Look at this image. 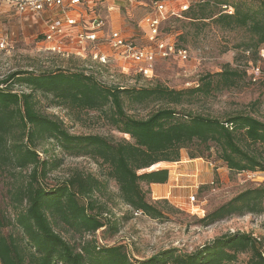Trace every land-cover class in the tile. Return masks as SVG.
<instances>
[{"label":"trees","instance_id":"obj_1","mask_svg":"<svg viewBox=\"0 0 264 264\" xmlns=\"http://www.w3.org/2000/svg\"><path fill=\"white\" fill-rule=\"evenodd\" d=\"M159 1L165 0H153ZM192 3L183 16L212 20L225 30H247L253 41L248 53L254 49L258 55L264 47L263 0H201L198 10ZM223 6H231L234 13H225ZM245 76L246 71L226 66L185 90L162 84L107 85L96 74L62 67L0 78V179L6 181L8 200L0 211V264H238L241 255H248L247 264H264V245L251 233H228L192 253L169 249L144 260L135 259L125 246H102L96 238L104 228L113 235L119 232L108 206L111 181L131 214L165 218L162 204L171 206L151 201L150 187L168 183L169 170L156 167L179 162L184 150L192 160L216 150L218 159L237 174L264 172V121L252 113L222 120L184 108L237 87ZM38 95L71 113L102 112L130 140L74 135L62 120L42 111ZM149 104L159 107L145 119L128 114L127 107ZM65 157L94 160L106 168L104 179L76 170L51 185V175ZM262 215L264 185L241 192L200 223L210 227L234 217Z\"/></svg>","mask_w":264,"mask_h":264},{"label":"rangeland","instance_id":"obj_2","mask_svg":"<svg viewBox=\"0 0 264 264\" xmlns=\"http://www.w3.org/2000/svg\"><path fill=\"white\" fill-rule=\"evenodd\" d=\"M200 1L166 0L164 19L161 23V39L175 41L179 46L188 49L191 57L187 62L176 57L159 58L154 78L151 80L138 73V66L135 63L121 61L109 46L97 47L109 56L107 65L93 59L88 53L84 57L74 55L69 58L51 53L45 49L40 26L34 25L31 29L27 26L23 27L22 22H25V17L21 18L23 16L19 17V15L7 16L4 18L9 19L0 20L1 31L7 32L12 42L8 51H0V78L17 71L48 72L62 67L96 74L107 85L143 88L162 84L171 89L185 90L197 86L202 77L221 73L226 66H230L247 73L237 87L216 91L207 98L194 100V104H185L184 108L222 120L232 114L252 113L264 121V47L260 49L258 55H255L254 49L248 53L247 46L253 41L247 30H225L212 20L194 21L191 19V14L182 15L192 2L198 10L200 3L197 2ZM230 1L237 3L243 0ZM106 3L111 6L107 7ZM153 3V0H101L98 13L108 21H111V17L113 19L110 14L114 13L113 20L120 25L118 31H121L128 40H134L140 47L155 52L158 38L149 33L144 21L146 17L157 14ZM219 12L218 9L215 10V13ZM88 51H95L94 47ZM258 66L262 74L254 77L253 69L255 71ZM16 90L27 91L19 88ZM38 98L42 103V111L58 117L74 135H100L115 141L130 140L128 136L112 127L109 118L102 112L71 113L51 106L50 101L41 95H38ZM158 107V104H149L143 107H127V110L129 115L145 119ZM183 152L187 154V159H191L188 150ZM56 154L59 157L63 156L59 150ZM194 163L199 164L200 171L203 166L207 173L202 176L201 172H197L193 181L184 184L185 187H181L183 183L174 173L179 170L178 165L164 163L156 167L158 170L172 171V181L180 186L172 188L173 193L170 195L168 192L162 199H154L160 198V195L157 191L154 194L151 191L149 195L151 201H167L171 206L168 208L162 204L165 218L160 220L131 214V208L124 205L119 197L118 186L111 181L110 200L108 202V199L104 198V201L108 202L113 212L112 220L118 223L119 232L113 235L107 228L99 231L96 238L100 245L125 246L138 260L148 259L169 249L192 253L228 233H251L264 245V215L234 217L210 227H204L200 223L207 214L228 203L241 192L264 185V172L241 174L231 172L226 164L218 159L216 150H212ZM76 170L94 174L101 179H104L106 172V168L92 159L65 157L64 164L51 175L49 183L54 185ZM2 179H0V211L7 208L8 201L6 181ZM143 188L148 190L145 185ZM191 196L197 197L199 204L196 207L189 204ZM197 206L201 209L198 210ZM195 212L199 213L194 214ZM247 261L248 255H241L238 264H247Z\"/></svg>","mask_w":264,"mask_h":264},{"label":"built area","instance_id":"obj_3","mask_svg":"<svg viewBox=\"0 0 264 264\" xmlns=\"http://www.w3.org/2000/svg\"><path fill=\"white\" fill-rule=\"evenodd\" d=\"M153 4L157 14L146 17L144 21L149 33L158 38L155 52L140 47L134 40H128L121 31H111L107 34L106 24L102 18L98 16L86 18L85 0H0V18L8 10L14 11L19 16L37 17L46 26L43 33L45 49L61 57L69 58L74 55L84 57L88 53L93 59L107 65L109 56L97 47L109 46L117 53L121 61L135 63L138 66V73L151 80L154 78L159 58L176 57L187 62L191 57L189 50L180 47L175 41L161 39V23L164 19L166 0ZM223 10L230 15L234 13L231 6H223ZM11 44L10 36L0 29V51H8ZM93 47L95 51H88ZM253 74L254 77L261 76V68L258 66L255 71L253 69ZM189 201L192 207L199 204L196 196H191ZM197 209L201 208L197 206ZM135 215L142 216V213L138 212Z\"/></svg>","mask_w":264,"mask_h":264},{"label":"crops","instance_id":"obj_4","mask_svg":"<svg viewBox=\"0 0 264 264\" xmlns=\"http://www.w3.org/2000/svg\"><path fill=\"white\" fill-rule=\"evenodd\" d=\"M101 0H85V8L84 10L87 12L84 13L86 18H93V17H100L102 18L104 21H105V32L108 34L110 33L111 31H116L118 28H120L118 25V22L114 21V13L112 14L111 12V16H113V19L111 17V21H108V19L104 18L102 15H100L98 13V6H99V2ZM95 2H97L95 4ZM110 3V2H109ZM109 3H106L107 7L108 6H111ZM103 5V3H102ZM110 10H113V8H110ZM7 16H17V14L14 12V11H11V10H8L5 12V14H3L0 18V20L2 19H9V18H4V17H7ZM61 16V14L59 15ZM20 17V16H19ZM25 17V22H22V26L25 27L27 26V28H32L34 25H38L40 26L41 30H42V33L45 32V29H46V26L45 24L40 20L38 19L37 17L35 16H32V15H26V16H23L21 18H24ZM110 18V17H109ZM7 33V32H5ZM8 34V33H7ZM9 35V34H8ZM44 38V37H43ZM188 156L186 153H184L182 151L181 153V160L179 162H176V163H167V164H175V165H178L179 167V170L175 172V175L177 177H179L178 179L183 183V185L181 187H185V183H188L189 181H193V178L196 176V173L197 172H201L202 176H204L205 173H207V170H205V168L202 166L201 167V171L199 170V164H195L194 162L196 161H199V159H187ZM220 171V170H219ZM170 172V175H169V181L167 184H164V185H151L150 187V190L152 191V193L154 194L155 191H157V193L160 195V198H154V199H162V198H165L166 194L169 192L170 194L173 193V191L171 190L172 188H177V187H180V186H177L173 181H172V171H169ZM181 177V178H180ZM185 177H189L190 179H186Z\"/></svg>","mask_w":264,"mask_h":264},{"label":"bare ground","instance_id":"obj_5","mask_svg":"<svg viewBox=\"0 0 264 264\" xmlns=\"http://www.w3.org/2000/svg\"><path fill=\"white\" fill-rule=\"evenodd\" d=\"M171 195V194H170ZM194 207V206H193Z\"/></svg>","mask_w":264,"mask_h":264}]
</instances>
